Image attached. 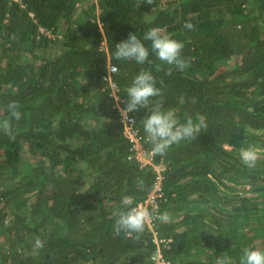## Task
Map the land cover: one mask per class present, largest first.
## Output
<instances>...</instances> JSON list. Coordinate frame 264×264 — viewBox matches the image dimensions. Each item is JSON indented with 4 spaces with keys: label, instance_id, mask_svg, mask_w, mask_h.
Listing matches in <instances>:
<instances>
[{
    "label": "trees",
    "instance_id": "trees-1",
    "mask_svg": "<svg viewBox=\"0 0 264 264\" xmlns=\"http://www.w3.org/2000/svg\"><path fill=\"white\" fill-rule=\"evenodd\" d=\"M153 27L184 44L187 68L152 53L143 34ZM130 32L149 48L144 64L114 58ZM109 62L118 73L106 71ZM141 70L161 88L153 98L161 110L181 123L203 116L207 126L154 157L164 165L158 212L170 220L152 227L172 239L166 258L239 264L244 248L264 249V159L250 168L239 156L264 129V0H0V121L10 119V101L21 112L10 120L14 139L0 129V264L149 262L148 226L114 230L121 198L136 205L156 176L129 157L119 114ZM131 114L146 140L147 111Z\"/></svg>",
    "mask_w": 264,
    "mask_h": 264
},
{
    "label": "clouds",
    "instance_id": "clouds-1",
    "mask_svg": "<svg viewBox=\"0 0 264 264\" xmlns=\"http://www.w3.org/2000/svg\"><path fill=\"white\" fill-rule=\"evenodd\" d=\"M152 0H146L151 3ZM183 27L187 30H193L195 25L191 20L184 22ZM143 41H149L152 53L163 63L174 66L177 70L183 71L189 66L181 53L184 44L181 41L171 38L167 34L153 27L143 34ZM141 38L135 33H129L127 38L120 41L115 46L113 53L115 60H134L137 64H144L149 57V48L145 46ZM106 71L110 74H116L119 68L112 64L106 63ZM171 67L167 74H171ZM161 84L163 81L160 82ZM157 81L153 75L141 70L134 78L131 85L127 88V97L123 101L125 105L119 108L122 120L128 119V113L135 112L143 108L147 115L143 119V131L146 134V140L151 145V155H163L174 144L182 140L196 139L202 128H206L203 116H197L196 122L188 117L185 122L181 123L175 113V110H161V102L153 103L154 97L162 95V90L157 87ZM119 100L118 98H115ZM183 102V100H181ZM19 105L15 101H10L6 105L10 119L0 121V129H3L10 139H14L11 129V119L20 120L21 112L18 110ZM240 160L246 166L252 168L256 166L258 153L252 147L241 148L239 151ZM121 204L125 211L119 212L115 220L114 230L116 234L124 232L126 235L141 234L145 231L146 226L152 220L168 222L170 214L167 212L159 213L158 209L150 211L149 208L134 205L133 197L125 195L121 198ZM154 212L157 214L154 215ZM35 246L42 248L43 241L39 238L35 240ZM217 264H231L227 256L217 258ZM239 264H264V249L244 248L240 257Z\"/></svg>",
    "mask_w": 264,
    "mask_h": 264
},
{
    "label": "built area",
    "instance_id": "built-area-1",
    "mask_svg": "<svg viewBox=\"0 0 264 264\" xmlns=\"http://www.w3.org/2000/svg\"><path fill=\"white\" fill-rule=\"evenodd\" d=\"M10 3H17L19 6L23 7V0H7ZM40 32L52 36V33L48 30L40 28ZM112 92L115 91V84L109 82ZM120 114V111H119ZM121 118V114H120ZM123 124V135L130 145V155L129 157L136 160L140 166L151 165L155 170L156 176L152 186V189L148 195L136 205H141L149 208L150 211L158 209L159 202L164 198V193L162 189V172L164 171V165L162 163H154V157L151 155L150 149L146 148L144 145L147 140H142L139 132V128L136 125V119L133 114L128 113V119L122 120ZM157 214L154 212V215ZM11 216H7L3 219L2 225L7 226L11 223ZM154 220L148 223L151 234V242L153 244V250L149 256V262L147 264H177L170 261L164 255V251L169 249L171 246L172 239L166 236H160L156 230L152 227Z\"/></svg>",
    "mask_w": 264,
    "mask_h": 264
},
{
    "label": "rangeland",
    "instance_id": "rangeland-1",
    "mask_svg": "<svg viewBox=\"0 0 264 264\" xmlns=\"http://www.w3.org/2000/svg\"><path fill=\"white\" fill-rule=\"evenodd\" d=\"M53 48L56 49L55 46H54ZM54 49L52 50V52H55ZM229 62H230V61H229ZM252 134H254L255 136H258V134H259V135L261 134V137L258 138L259 141L257 140L258 143H256L255 150H256V152L258 153V157L264 159V142H263L262 144H259L260 141H264V129H263V130H260V131H257V132H254V133H252ZM30 161H32V160H30ZM246 188H248V187H246ZM193 258H195V255H193V256H189V259H190V260L193 259Z\"/></svg>",
    "mask_w": 264,
    "mask_h": 264
}]
</instances>
